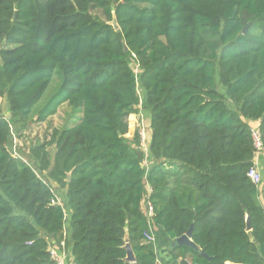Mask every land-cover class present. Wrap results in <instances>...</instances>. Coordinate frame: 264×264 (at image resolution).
Wrapping results in <instances>:
<instances>
[{"label":"trees","instance_id":"trees-1","mask_svg":"<svg viewBox=\"0 0 264 264\" xmlns=\"http://www.w3.org/2000/svg\"><path fill=\"white\" fill-rule=\"evenodd\" d=\"M0 98V264H55L51 242L74 264H264V0H0ZM65 104L75 126L11 153L13 126ZM192 225L198 250L175 244Z\"/></svg>","mask_w":264,"mask_h":264},{"label":"rangeland","instance_id":"rangeland-1","mask_svg":"<svg viewBox=\"0 0 264 264\" xmlns=\"http://www.w3.org/2000/svg\"><path fill=\"white\" fill-rule=\"evenodd\" d=\"M94 13L99 17H102L100 12ZM133 68L135 73L138 75L139 70H137L135 66ZM57 86H59V76L55 75V79L50 85L45 98L50 97L52 93L56 91ZM138 93L142 102L144 95L140 83H138ZM0 113L6 117L10 115L4 98H0ZM81 116L82 115L80 113H74L72 108L65 104L58 109V112L54 116L50 117L43 123H38L37 117L35 116L24 128H17L16 126H13L8 143L9 150L15 157H19L26 162L31 163L29 157L30 149L35 143L48 141L50 139V134L54 129H63L65 127L75 126L80 121ZM128 123L129 133L127 136L130 137L131 135H134L137 130H139L138 117L136 115H132V117L130 116ZM130 133L132 134L129 135ZM50 151L52 154L54 153V149H50Z\"/></svg>","mask_w":264,"mask_h":264},{"label":"built area","instance_id":"built-area-1","mask_svg":"<svg viewBox=\"0 0 264 264\" xmlns=\"http://www.w3.org/2000/svg\"><path fill=\"white\" fill-rule=\"evenodd\" d=\"M134 115L138 117L139 130H137V132L140 138V149L146 154V157H148L149 148H150V139H151L150 119H148L143 114V112H139L138 114H134ZM251 133H252L253 146L255 149V156H254V165L252 169L249 171L248 177L257 187H259L262 181L261 160L264 157V145H263L261 131L258 128V126L253 125ZM146 189H147V193L143 200L142 207L152 230L151 233L146 232L144 236L147 243H154L155 236L153 234L152 221L155 216V211L153 204L149 200L150 194L152 193V189L149 184H146ZM49 254L51 260L55 264H74L72 263L71 260H69V254L67 253V250H65V242H62L61 245H58L55 242H51L49 247Z\"/></svg>","mask_w":264,"mask_h":264},{"label":"water","instance_id":"water-1","mask_svg":"<svg viewBox=\"0 0 264 264\" xmlns=\"http://www.w3.org/2000/svg\"><path fill=\"white\" fill-rule=\"evenodd\" d=\"M112 25L114 27L115 30H118L119 29V25L117 24V21L116 19L113 20L112 22ZM249 24L244 28V32H246L247 28H248ZM125 51L128 50V47L125 46L124 47ZM10 114V112H9ZM11 115H8L7 118L10 119ZM144 166V165H143ZM68 181L71 180V173L68 174ZM193 226L191 227V229L189 230V232L182 236L181 238L177 239L176 240V243L177 245H189L191 247H193L194 249H197L198 250V247L193 243L192 241V231H193ZM251 219L249 216H247V231H251ZM125 242H126V245H125V248L127 250V258L126 260L129 261L130 263H135L136 261V258H135V254L133 252V249L129 243V235H128V228H126V237H125ZM201 254L204 256V257H207L205 251H202Z\"/></svg>","mask_w":264,"mask_h":264},{"label":"crops","instance_id":"crops-1","mask_svg":"<svg viewBox=\"0 0 264 264\" xmlns=\"http://www.w3.org/2000/svg\"><path fill=\"white\" fill-rule=\"evenodd\" d=\"M134 116V115H133ZM132 117V116H131ZM132 133H130L129 135H131ZM135 135V134H134ZM134 135H131L130 137H128L129 139H133V137H134ZM263 202V204H264V201H262ZM165 257H167L168 258V255H166L165 254ZM189 262L191 263V260L189 259ZM159 264H164V263H159ZM227 264H232V263H227Z\"/></svg>","mask_w":264,"mask_h":264}]
</instances>
